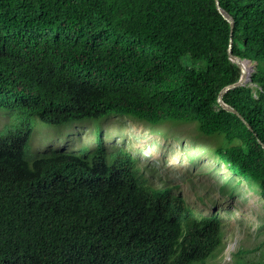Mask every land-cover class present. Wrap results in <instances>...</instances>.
Segmentation results:
<instances>
[{
  "label": "trees",
  "instance_id": "1",
  "mask_svg": "<svg viewBox=\"0 0 264 264\" xmlns=\"http://www.w3.org/2000/svg\"><path fill=\"white\" fill-rule=\"evenodd\" d=\"M0 0V109L46 125L109 114L194 121L264 202V0ZM250 80L222 96L240 69ZM90 121V120H87ZM0 132V264H215L217 215L141 180L129 153L28 159L31 129ZM111 154V153H108ZM30 158V157H29ZM238 248L233 264H264Z\"/></svg>",
  "mask_w": 264,
  "mask_h": 264
},
{
  "label": "rangeland",
  "instance_id": "2",
  "mask_svg": "<svg viewBox=\"0 0 264 264\" xmlns=\"http://www.w3.org/2000/svg\"><path fill=\"white\" fill-rule=\"evenodd\" d=\"M23 120L31 129L28 159L57 151L91 152L102 146L111 153H106L108 157L115 151L129 153L143 182L172 187L196 216L217 215L224 248L215 264H233V252L240 247L252 249L251 257L263 260L264 202L214 155L215 148L225 144L222 134H202L194 121L151 123L134 114L50 126L27 112L7 109H0V132L22 128Z\"/></svg>",
  "mask_w": 264,
  "mask_h": 264
},
{
  "label": "water",
  "instance_id": "3",
  "mask_svg": "<svg viewBox=\"0 0 264 264\" xmlns=\"http://www.w3.org/2000/svg\"><path fill=\"white\" fill-rule=\"evenodd\" d=\"M214 1H215V5H216V8H217V11L229 23V26H230V34H231L232 33V30H233V26H234V20H233L232 16L225 9H223L221 7V5L219 4V0H214ZM227 54H228V58L237 64V66L240 69L241 74H240L239 79L236 82L224 86L219 91L218 96H217V101L221 105L222 108H224L225 110L230 111L232 113H235L238 117H240V119L242 121H244L243 116H241L239 114V112L235 108H233V107H231V106H229V105H227V104H225L223 102L222 96L228 90L235 89L237 87H240L242 85H245L250 80L251 72H248L247 73V71L243 67V61H247V62H250V61L249 60H246V59H241V58H239L238 56H236V55H234L232 53V39L231 38L229 39V45H228V48H227ZM250 69H251L250 71H253V66ZM262 146L264 147L263 144H262Z\"/></svg>",
  "mask_w": 264,
  "mask_h": 264
},
{
  "label": "bare ground",
  "instance_id": "4",
  "mask_svg": "<svg viewBox=\"0 0 264 264\" xmlns=\"http://www.w3.org/2000/svg\"><path fill=\"white\" fill-rule=\"evenodd\" d=\"M243 67L245 68V70L247 71V73L250 72L251 69H250L249 64H248L247 61H243Z\"/></svg>",
  "mask_w": 264,
  "mask_h": 264
}]
</instances>
